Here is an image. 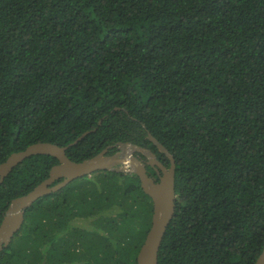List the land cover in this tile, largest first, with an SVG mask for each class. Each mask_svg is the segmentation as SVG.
Here are the masks:
<instances>
[{"label":"trees","instance_id":"1","mask_svg":"<svg viewBox=\"0 0 264 264\" xmlns=\"http://www.w3.org/2000/svg\"><path fill=\"white\" fill-rule=\"evenodd\" d=\"M85 131L66 150L73 161L132 142L169 165L148 133L172 155L175 207L157 264H254L264 0H0V162ZM56 163L31 155L4 177L0 221ZM151 213L136 174L95 171L33 201L0 264H136Z\"/></svg>","mask_w":264,"mask_h":264},{"label":"water","instance_id":"2","mask_svg":"<svg viewBox=\"0 0 264 264\" xmlns=\"http://www.w3.org/2000/svg\"><path fill=\"white\" fill-rule=\"evenodd\" d=\"M88 132H83L73 142L60 146L51 142H36L25 149L11 153L4 161L0 162V183L4 177L20 162L31 155L45 154L55 157L58 163L54 164L46 179L36 185L27 194L11 200L0 221V251L11 241L12 236L20 229L24 211L37 198L58 190L72 180L89 175L98 170H108L122 173L136 174L141 189L152 202L150 227L139 247L136 255V264H157L159 247L165 229L172 218L175 207L174 170L175 164L168 150L150 133V140L158 151L163 152L170 163L162 164L155 153L132 142H117V150L108 154L112 146H107L97 154L81 161H73L66 155V150L77 143ZM138 154L146 158L144 162ZM146 165L160 170L158 180L151 177L146 170ZM158 173V171H157ZM62 180L50 186L56 179ZM254 264H264V247Z\"/></svg>","mask_w":264,"mask_h":264},{"label":"flooded vegetation","instance_id":"3","mask_svg":"<svg viewBox=\"0 0 264 264\" xmlns=\"http://www.w3.org/2000/svg\"><path fill=\"white\" fill-rule=\"evenodd\" d=\"M156 155V154H155ZM138 156H139V158H141L144 162L146 161V158H144V157H142L140 154H138ZM156 158H157V156H156ZM158 159V158H157ZM159 160V159H158ZM162 164H164L161 160H159ZM165 165V164H164ZM168 166V165H167ZM149 167V165H146V170H147V173L151 176V177H154L155 179H157L158 180V175L160 174V170L158 169V170H155L154 168H148ZM157 171H158V173H157Z\"/></svg>","mask_w":264,"mask_h":264}]
</instances>
